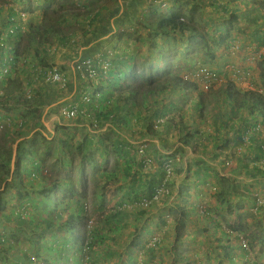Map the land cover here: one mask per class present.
<instances>
[{
	"label": "crops",
	"instance_id": "obj_1",
	"mask_svg": "<svg viewBox=\"0 0 264 264\" xmlns=\"http://www.w3.org/2000/svg\"><path fill=\"white\" fill-rule=\"evenodd\" d=\"M8 1L2 7L0 5V33L6 34L5 37H2L5 44L3 42L0 47V63L2 65L13 59L11 56L12 47L9 46L6 40L7 35L13 29L8 28L6 23V17L10 13L9 9L12 10V13L14 11L17 14L20 13L23 21L20 24L22 31L26 30L31 21L32 24L37 25L41 20V11L38 9L40 5L36 3V0H32L31 4L28 3L29 0ZM97 1L99 0H75L81 10L91 11L92 14L90 18L85 16L75 22L72 21L75 29L80 28L82 31L78 32L74 38L70 35L71 33L67 35L71 36V41L75 42V46H73L77 47L78 52L75 56L77 58L94 57L102 51L111 49V46H113L114 53L121 48L127 51L129 55L123 54L124 59L119 62L120 65L126 68H111L108 76L104 77L105 79L98 80L99 87L96 89L97 93H100L99 107L101 111L93 110V112L106 124L98 130H93L90 127L89 119L79 117L70 122H65L60 118L58 110L56 112L57 105L63 101L75 100L76 90H84L86 85H80L81 83H76L77 80L74 79L73 49L53 45L55 47L53 63L60 65L63 70L67 69L65 73L68 75L72 90L66 96V93L62 94L56 87L42 86L40 79H36L34 74L31 75L30 83L33 84L30 85L28 90L37 89L38 97L42 99L38 106L39 108L44 107L43 117L37 120L39 125H33V121H36L33 118L26 120L27 127L23 129L24 135L15 140L12 149L15 153L17 143L27 141L30 138L37 143L42 138L51 141L50 146L52 148L50 150V160L44 163L40 162L37 167V169L39 168L37 171L40 172L39 177L35 179L24 178L22 181L14 182L5 193L8 202L0 217L6 215L10 219V223L7 227L0 223V239H5L4 244H0V264H81L80 247H84L83 236L85 231L78 222L74 224L71 231L60 228V225L62 220H67L70 214L74 216L83 215L80 212L82 203L86 204V214L84 215L95 219V225L101 226L100 229L93 232L95 240H93L94 244L90 249L93 264H171L173 248V236L171 238V235H174L177 229L172 226V214L165 206H152L142 214L138 213L139 211L124 213L122 215L124 225L116 227L117 229L104 228L101 225L102 221L108 214L115 211L117 203L124 200L126 191L138 187L141 182H145V174L153 179L152 171L157 172L167 155L174 159L173 162L179 169L175 181L177 189L180 179L186 174L187 170L189 171V179H194L198 159L205 161L215 170L221 169L220 160L225 155L213 160L211 156L213 153H222L219 149L220 145H217L222 143L215 141L208 145L205 143L207 139H210L208 136L216 135L219 131L216 129L219 127L223 128L219 132L225 134V137L229 139L237 135L231 126L239 120L229 121L227 127L223 125L221 114L225 116L224 122L230 117V111L227 109L229 108L228 105L222 102L218 104V107H221V114L213 112L210 115H202L195 112L200 108L198 92L206 91L205 87L193 79L186 83V85L189 83L190 88L180 86L182 83L180 77L185 72L175 65L178 60L175 59L173 54L166 52L168 47L165 46L166 49L162 52V59L158 63V67L149 68L148 65H154L158 57L149 50H145V47L149 48L147 43L136 42L127 37L122 38V40L118 39L121 33L128 32V25L125 26L124 24L121 27L122 22L126 23V16H121L122 14L128 15L140 11L154 14L152 10H155L157 14L166 15L164 9L150 6L149 0H103L100 3ZM7 7L10 8L7 9ZM242 10H245V7ZM94 13L99 14L96 16ZM258 15L264 17V8L262 11H255V14H252L256 19L258 18L256 20L258 25L254 26V23L244 24L243 30L245 31V28L252 29V32L259 30L260 35L258 34V37L261 36L264 39V35H262L264 33L263 19H260L261 16ZM136 17H138V14H136ZM118 29L119 31H117ZM252 35L243 37L246 38L245 44L250 43L247 41H253L252 37L254 35ZM163 41V39H158L157 43H163ZM135 43H138L141 47L138 55H136L134 49H129V45L133 44L135 47ZM260 47L257 49H260ZM246 55H249V53L243 50L242 56L246 57ZM129 57H131V60H128ZM261 58L264 59L263 55ZM30 65L25 68L34 73ZM227 66L219 81L223 79L233 81L236 87L241 88V90L254 89V85H260V71L256 70L254 74V69L250 68L254 65L251 63H247L246 69L238 73L237 76L231 75L232 69H228ZM16 67H18L17 63ZM20 68L18 67V69ZM119 72L121 76H119ZM251 73L253 75L252 81L250 79ZM154 75L155 79L147 80L146 77H153ZM20 80L22 82L23 79L20 77ZM0 85L4 87V91L14 90L15 92V88H5L2 81H0ZM2 86L0 91L3 88ZM24 90L26 92L25 87ZM9 99L17 100L18 97L14 94ZM45 103L47 104L44 105ZM107 106L114 110L113 114L116 119L109 123L105 121V118L108 117ZM239 113L238 119H240V116L246 117L245 112ZM253 121L258 124L263 119H253ZM15 131L16 127H13L4 134L7 138L9 136L15 138ZM111 132L113 134L112 138L108 136ZM182 139L184 141L187 139L188 143L185 144ZM235 139L237 140V138ZM145 140L151 142L150 150L146 153L153 161L152 166L151 163L148 166L152 167L150 172L140 170L139 163L142 156L136 151L138 145ZM65 143L71 145L60 146ZM55 150L59 151L58 155L61 154V158H53ZM73 150H76L79 154L72 159ZM173 151L180 155L172 156ZM39 153H45V151L40 149ZM225 153L226 151L223 154ZM242 154L235 153L236 156H233L235 166L231 171H234V174H231L230 170H225L227 171L226 174L234 179L237 177L236 181L239 180L243 185H247V182L256 178L264 179V173L250 177L243 173L244 169L241 161L245 158ZM67 156L69 158H66ZM155 158L159 160H155ZM263 161V157L256 159V163L261 164ZM49 163H52V165H49ZM166 164L163 166H166ZM225 166H223L224 169ZM26 169L28 167L24 165L23 170ZM15 185L25 188V192L36 202L38 208L34 209L26 205L21 210L19 207L22 201L15 199ZM204 185L208 186L207 183ZM45 189H50L52 192L46 194ZM196 191L198 194H195ZM190 194L191 197L185 204V208L187 209L186 215L188 212L191 214L188 223L191 231L189 232L188 245H182V248L187 247L188 251L197 255L200 249L198 248L199 241H196V232L200 229L202 231L201 235H205L207 239L215 241V238H220L216 243L226 245L225 238H221V231L216 226L217 223L220 226L221 222L213 220L214 222L208 224L197 213L193 212L194 216L191 212L193 210L192 206L197 207L201 199L209 204L207 199L210 200V196L206 194L204 186L196 187L191 184ZM258 194L264 196V192ZM174 195L175 197L168 202V205L179 204L176 192ZM247 203L249 202H246L245 205ZM210 204L212 203L210 202ZM245 210H248V208L245 207L243 212ZM23 212L25 222L18 226L14 223V216L21 215ZM60 212L61 215L58 214ZM260 214L259 219L264 222V212L260 211ZM237 224H241L240 233L246 232L242 229L246 225L243 223ZM162 230L164 232L163 235L161 234L162 243L157 249H148L146 247L148 239L159 234ZM179 233L182 234L181 231ZM263 234L261 232L260 240L257 242L249 240L252 243V250L255 252L254 264H264ZM36 239L39 242L35 244ZM192 241H196V243H191ZM85 243H87V240ZM210 248L212 247L207 244L203 246L202 259L200 255H197L200 258L199 260H202L203 264H220L221 259L213 260L207 256V251ZM231 249H233V251H230L231 261L222 264H244L246 259L241 255L240 249L237 251L236 241L231 243ZM251 260L254 259L251 258ZM178 264H183V262Z\"/></svg>",
	"mask_w": 264,
	"mask_h": 264
},
{
	"label": "trees",
	"instance_id": "obj_2",
	"mask_svg": "<svg viewBox=\"0 0 264 264\" xmlns=\"http://www.w3.org/2000/svg\"><path fill=\"white\" fill-rule=\"evenodd\" d=\"M103 0L97 1L98 3L102 2ZM185 0H149L150 6H155L158 9H164L167 14L161 17L154 18L152 17L150 22L149 20H146L147 22H143L140 25V22L137 23L135 30L132 33H121L118 37L119 40H122V38L127 37L130 38L136 42L141 43H147L149 47V51L153 54H155L158 57V60L154 65H148L149 68H155L158 67V63L161 61V55L163 50H165V46L168 47L166 49V52H178L177 55L180 58H184L186 56V50L190 49V41L192 38H194L196 35H194V29L190 24H184L183 23V17L185 15H189V13L192 15L194 11V7H191L189 5H186L188 7V10L190 12H186L183 10V6L185 4L183 3ZM196 1V0H193ZM240 1L239 6L243 5L245 7V10L242 11V15L240 16L238 13L241 12L240 7H235L234 9H228L225 7L224 11H229L228 19L222 18V24L220 29L215 27V33L219 36L217 38H212L214 40L213 42L217 47H227V44H231V40L235 38L234 29L242 30L243 24L245 21V18H249L251 24L254 23V26H257L256 17L251 18L252 14H255L256 12L262 11L264 8V0H238ZM9 2L8 0H0L1 7ZM36 3L40 5L41 13V20L37 25L29 24V26L26 28L25 31L21 30L20 24L22 21L20 13L14 11L12 13V10L9 9L10 13H8L6 19V23L8 25V28H13L11 33H9L6 37L7 42L9 43V46L11 45V56L13 59L10 61H7V64L0 63V81L5 85V88L13 89L15 88V92L13 90V95L15 94L17 96V93L19 92L20 86H21V80L20 77L23 79L22 81L25 83L26 88V94L27 90L30 87V79L31 75L33 73L30 72V70L26 69L28 65H30V68L36 72L39 69L42 71H45L49 66H54L53 63V55H55V45L56 47H63V48H71L73 46V42L71 41V36L74 38L78 32L75 29V27L72 24V21H77L85 16H89L92 14L91 11L81 10L78 9L77 3H75V0H36ZM10 7H7V9ZM77 9L78 11H75ZM154 14L157 12L155 10H152ZM250 12V13H248ZM245 13V15H244ZM96 16L99 13H94ZM121 16H126L125 14H122ZM120 16V17H121ZM243 16V17H242ZM261 16V15H258ZM149 17L148 15L145 17ZM192 20V17L189 18ZM260 19H263L262 24H264V17H260ZM19 25V26H18ZM74 27V28H73ZM242 27V29H240ZM254 28V27H253ZM258 28V27H257ZM140 30V31H139ZM233 31V33H232ZM71 33V34H70ZM67 34H70L71 36H68ZM259 30L253 31L254 37L257 39V45L261 46L264 44L263 37H258ZM252 35V36H253ZM5 37L6 34L0 33V47L1 45L5 44V41L2 40V37ZM199 36V35H197ZM243 36L246 37V35L243 34ZM254 37L252 38L254 40ZM232 38V39H230ZM158 39H163V43H166L168 45H165L163 43H157ZM201 40V39H198ZM234 39L232 41V48L237 49V42ZM72 43V44H71ZM75 43V42H74ZM239 43V42H238ZM154 51V52H153ZM31 53L30 55H25L24 58L25 61L21 62L19 64L20 69L16 67V60L18 59V55H23ZM195 53V52H193ZM128 55L127 51H118L112 54V56H109L105 54V59L108 63H110L111 68H117V69H124L123 65H120L119 62L123 61L122 55ZM129 56V55H128ZM32 57V59H31ZM187 59V58H185ZM128 60H131V57L128 58ZM57 65V64H56ZM260 85H254V89H242L237 88L236 84L233 81L229 80H221L218 84L219 86L217 88H214L216 81L213 84H210L206 91L204 92H198V103L200 108L197 109L195 112L201 113L202 115H210L213 112H219L221 114V107H218L219 103H223L225 105H228L229 111H230V117L229 119L225 121V116L223 114V125L227 127V123L229 121L239 120L236 124H234L232 127L234 133L237 135H234V138L232 137L229 139L228 137H225V134L220 133L219 131L223 129L222 127L217 128L216 135H210V139H207L205 143L208 145L211 144V142L219 141L222 144L220 145L219 149L222 153L217 154L213 153L211 156V159H218L221 156L225 155L223 159L220 160L221 171L215 170L214 167H211L208 163L205 161L198 159V167H196V173L193 180L189 179V171H186V174L183 175V177L180 179V183L178 188L176 189L175 181L177 177L178 167L173 162V158L169 155L164 158V163L161 165L160 168H158L157 172L155 173V170L152 171L151 179L148 175L145 174V182H141V184L138 185V187L134 189H129L126 191L124 195V200H122L120 203H117V207L115 211H112L108 216L102 221V226L109 227V228H115L124 225L122 223V215L124 213L139 211L138 213L142 214L147 207L146 206H165V208H168L170 214H172L173 221L172 226L177 229L175 230V233L173 235V248H172V262L171 264H178L179 262H183V264H203L202 260H199L197 256L191 253V251H188L187 247L182 248V244H188L189 236H185V234H180V228L185 225V227L189 223V217L191 214L187 212V209L185 208V204L188 202V199L191 197L190 194V187L191 184H194V186H202L206 183H208L209 179H213L216 181L218 185H220L219 190H215V200L217 201L218 206L212 208L209 204H205V206H199L197 207L192 206L193 210L191 211L197 213L200 218L208 223L211 224L214 222L213 220H216V216L214 217V214H220L221 210L224 212H231L232 206H236L237 209L233 212L236 213L237 216L242 217L241 214L238 215V210L243 209L246 202H249L254 206L257 211L264 212V204L257 205L256 204V195H251L248 192V188L240 189V186L237 182H234L232 180V177H230L228 174L224 173L223 166L227 165L229 160L232 156L235 155V153H243L242 156H244L245 160H242L241 165L244 169V174L247 177L263 173L264 165L263 167H258V164L256 163V159L262 158L264 159V152H262V145L264 144V140L260 139L258 140L256 137V134L258 133L259 129H256L257 122H254L253 119L261 118L264 121V59L260 62ZM58 66V65H57ZM114 66V67H112ZM111 68L109 71H111ZM201 70L202 68H198ZM85 72V71H83ZM184 72L188 76H195L198 72L197 69L194 71H185ZM77 75L74 76V79L77 80L76 83L80 82L82 84L90 83L89 89L87 91V94L91 96V94L98 92L96 88L99 87V83H95L91 80H89L88 73L85 72L84 77L82 75L81 71L76 72ZM207 76L212 77L213 79H217V77L211 73V72H205ZM98 80L105 79L103 75H100L99 73H96ZM118 76V74H117ZM119 76H121L119 72ZM118 76V77H119ZM65 78H68V75H64ZM107 77V76H106ZM120 78V77H119ZM147 80L155 79V75L153 77H146ZM161 78V77H158ZM198 80H201L198 78ZM187 82L182 81L181 85L183 88H190L189 83L186 85ZM51 86L54 87L51 84H46L44 86ZM69 91L72 90V85L69 81L66 83ZM79 88V87H78ZM77 88V89H78ZM23 97V95H21ZM18 97V96H17ZM2 98V96H0ZM23 103L19 102L18 99H0V120H4L2 124V130L3 133H6V131L9 132V130L13 127H16V131L14 132V137H8V138H2L0 135V181H6L9 177H11V181L3 187L2 192H0V214L5 210L6 204L8 202L5 193L10 189V185H12L14 182L22 181L24 178H31L35 179L39 177L40 172H38L37 167L39 166V163H44L46 161H49L50 159V142L44 138L42 140L35 142L30 138L27 141H21L18 142L15 148V153L13 152L12 145L15 143V140L17 138H20L24 135L23 129L27 127V119L30 116L33 117L36 121H33V125H39L37 122V119L40 118L43 115L44 107L41 106L39 108L38 105H40L41 98L37 97L35 101H33L34 105H31V103L28 104V98L24 95ZM32 100V99H31ZM30 100V101H31ZM111 102V100H110ZM45 103L44 105H46ZM74 105L78 104L79 106L84 105V102L81 100V95L77 94ZM106 104V103H104ZM213 105V106H212ZM33 110V111H32ZM208 110V111H207ZM117 111V109H116ZM112 114L114 113V110L111 108ZM239 112H245L246 117L240 116V119H238L240 113ZM37 118V119H36ZM97 119V125L102 126L104 121H101L97 116L95 117ZM31 119V118H30ZM7 120L8 122H6ZM116 120V119H115ZM105 121H109V118H105ZM261 121V122H263ZM222 125V126H223ZM250 125V131L251 134H245V130L247 126ZM216 127V125L214 124ZM41 127V126H39ZM243 128V130H241ZM63 129V128H62ZM0 132H2L0 130ZM43 137V136H42ZM250 138V142L244 139ZM237 138V140L235 139ZM149 143L145 144L143 147L142 145H138L136 151L139 152V149L142 148L141 153L146 154L147 151L150 150L151 142L148 140ZM184 141V139H182ZM62 144L61 142H58ZM185 144L188 143L187 139L184 141ZM67 145H71L68 143H65L63 147H66ZM79 146L77 147V149ZM45 151V153H39V150ZM251 149V151H250ZM226 151L225 154H223ZM238 151V152H237ZM180 155L179 153L173 151L172 156ZM14 156V163H13V169L14 171L10 173V161L12 157ZM236 156V155H235ZM261 156V157H260ZM27 159V160H26ZM26 160V161H25ZM155 160H159L155 158ZM152 163L150 157H147V160L142 159L139 163L140 170L148 171L150 172L152 170V167H148L145 164ZM165 163L167 165H170V170L166 169L165 166H163ZM26 165L28 169L23 170V166ZM222 172V173H221ZM231 174H234V171L230 172ZM255 173V174H254ZM16 188V196L15 199H19L22 201L20 204V209H24L26 205L30 206L31 208H38V205L32 198H30L25 192V188H21V186L15 185ZM52 190L45 189L46 194H50ZM175 192L177 194V200L179 201V204H173L168 205V202L175 197ZM195 194H198L197 191ZM231 197L236 198V205L231 200ZM69 205L67 206V208ZM228 207H231L230 209ZM225 208V209H224ZM80 212L83 213V215H72L70 214L68 216L67 220H62L60 228H64L67 230H70L74 228V224L78 222L83 227H90L91 225L88 224L89 218L85 216L86 214V204L82 203L80 205ZM24 212L21 215L14 216L15 221L14 223L18 226H21L25 220L23 216ZM61 215V212L58 213ZM195 216V215H194ZM187 217V220H186ZM184 219V220H183ZM0 223L7 227L10 223V219L3 215L0 217ZM162 223V222H161ZM163 224V223H162ZM164 225V224H163ZM217 228L221 231V238H225L226 241V250L223 251V253H216L214 249H211L208 251L207 256L210 259L216 260L221 259L220 264L231 261L230 256L231 255V243L235 242L237 243L238 234L240 233V227L241 224H236V227L231 226L230 224H227V228L223 227L222 224L219 223L216 224ZM101 226L94 225L90 229L85 230L84 237V243L87 240V243H83L80 247V257H81V264H93L91 261V255H90V249L92 248L93 240H95L93 232L100 229ZM237 234V235H236ZM214 237V235H213ZM212 237V238H213ZM153 239V236L151 237V240ZM220 238H215V241H218ZM5 239H0V244H4ZM38 239L34 241V243H38ZM264 243V239L262 241ZM238 250L240 249L242 252V256L244 259H246V256L250 253L252 250V243H249V246L243 247L242 245H239L237 243ZM149 249V248H148ZM154 249H156V243L154 244ZM153 250V249H150ZM248 258H252L248 256ZM255 262H249V264H254ZM244 264H248L247 262H244Z\"/></svg>",
	"mask_w": 264,
	"mask_h": 264
},
{
	"label": "rangeland",
	"instance_id": "obj_3",
	"mask_svg": "<svg viewBox=\"0 0 264 264\" xmlns=\"http://www.w3.org/2000/svg\"><path fill=\"white\" fill-rule=\"evenodd\" d=\"M28 3L31 4L32 0H29ZM183 3L185 4V6H183V10H185L187 13L190 11L188 10V7L186 5L194 7V11H193L192 15L189 13V15L192 17V20L189 19L190 16L185 15L183 17V23L192 25L193 27H191V28L194 29V35H196V36L194 38H192V40L190 41V49L186 50V56L184 58H179L177 55L178 52H176V51L173 53L170 52L171 54H173L175 59L178 60V63H175V65L179 67L178 69H182L183 71L185 70L188 72H190V71L192 72L195 69H197V71L201 72V73L213 72L214 75L217 76L216 82H218L220 77H222V74L224 73L227 65H228L227 66L228 69H232L231 75H235V76H237L238 73H240L246 69L247 63H251L252 65H254L252 67L250 66V68L252 70L254 69L253 70L254 74L256 73V70H258V72L260 71V65L259 64H260L261 60L263 59V58H261V56L263 55V57H264V45L262 47L257 45L256 37H254L253 41H247L248 43L250 42L249 44L244 43L246 38H243L244 37L243 34L246 35V37H248L249 35H252L253 32H252L251 28H250L251 30L245 28L246 29L245 31L242 29V27L240 28L242 30H237V29L233 30L234 34L236 35L234 39H236L235 41L239 42V43L237 42V49L236 50L232 48V41L234 39L231 40V44L230 43L227 44V47H217L215 45V43L213 42L214 40H212V38H217L219 36L218 34L215 33V29H216L215 27L220 29L222 21H223L221 19L222 18L228 19V17H230L229 16L230 10L224 11L225 7H227L228 9H231V8L234 9L235 7L238 6L241 8V12L238 14L240 16L242 15V11H244L242 9L244 8V6L243 5L239 6L240 1H238V0H196V1L185 0ZM38 9H39V11H41L40 6L38 7ZM78 9H81V8L78 7ZM75 11H78V10L75 9ZM41 13H42V11H41ZM248 13H250V12H248ZM136 14H138V17H136ZM147 15L149 17L145 18ZM162 15L163 14H157V13L156 14H150L147 11L146 12L140 11L137 13L132 12V13H129L128 15H126V23L122 22L121 27H123L124 24H125V26L128 25V32L132 33L135 31L133 29L136 28L138 22H140V25H141L143 22L144 23L147 22L146 20H150L152 17L157 18V17H161ZM251 18H253V16H251ZM244 23L245 24H251L249 18H247V17L245 18ZM69 24H72V23H69ZM241 24L244 25L243 23H241ZM119 29L117 31H119ZM76 30L81 31L82 29L78 28ZM233 31H232V33H233ZM197 35H199V36H197ZM262 35H264V33ZM198 39H201V40H198ZM230 39H232V38H230ZM73 45L75 46V43ZM257 46H259L260 49H257V48H259ZM140 49H141L140 45L138 43H135L134 51H135L136 55L140 54ZM246 49H249V50H246ZM112 50H113V46H111L110 51H112ZM145 50L148 51L149 48L147 49V47H145ZM243 50L247 51L249 53V55H246V57H243L242 56ZM77 52H78L77 47H75L73 49V53H74L73 54V61L77 60V57H75ZM193 52H195V53H193ZM109 53H112V52H109ZM25 55L31 56V53L18 55L19 57L16 60L18 67H19V64L21 62L25 61V59H26V58H24ZM247 57H248V59H246ZM185 58H187V59H185ZM198 68H202V69L199 70ZM65 70L67 71V69H65ZM250 76H251L250 79L252 81L253 80L252 73L250 74ZM219 84H216L214 86V88H217L219 86ZM1 86L2 85H0V87ZM24 87H25V85H24V82L22 81L19 92L17 93V96L19 97V102H22V103L24 100H26L23 98L24 95L25 96L27 95L25 90H24ZM21 95H23V97ZM0 96H2V99H4V100L9 99L11 96H13V91L12 90H9V91L5 90L4 91V87H3L2 90L0 91ZM36 99H37V97H35V93H34V98H32L31 101L29 99L27 102H28V104L31 103V105H34L33 101H35ZM107 110H108L109 114H112L110 106H107ZM56 112H57V109H56ZM42 117H43V115L40 118H38V119L36 118V119L40 120ZM30 118L32 119L33 117L30 116L29 118H26V119L30 120ZM110 119H112V118H110ZM3 121L0 120V130L2 131V132H0V135L2 136V138H7L6 135L3 133V130H2V124H5V123H3ZM5 121L8 122L7 120H5ZM259 123L264 126V121L259 122ZM103 124L105 125L106 123H103ZM250 128H251L250 125H248L246 130H245L244 135L245 134H248V135L251 134V131L249 130ZM112 135H113L112 132L108 134V136H110L111 138H112ZM256 137L258 140L262 139V133L258 132L256 134ZM247 141L250 142V138L246 137V142ZM58 152L59 151L55 150V153L53 154L54 155L53 158H55V159L61 158V154L58 155ZM78 154H79V152L77 153L76 150H73V153L71 156L72 159L75 158ZM66 158H69V156H67ZM229 161H231V162L227 163V165L225 166L226 168L225 169L223 168L222 172L224 171V173H227V171H225V170H228V171L229 170L231 171V169L233 170V167L235 166L234 165V157L232 156ZM261 163L264 165L263 162H261ZM10 164H11V168H10V170H11L12 169V159L10 161ZM49 165H52V163H49ZM263 165L261 167H263ZM263 173H264V171H263ZM232 180L238 183V185L240 186V189H242V188L245 189V187H247L249 189V192L253 196L258 195V198L262 197L258 193L264 192V179H262V178L253 179L252 181L247 182V185H243V183L240 182L239 180L236 181L237 177H235V179L232 177ZM10 181H11V177L6 179V181H2V182L0 181V192H2L5 184L9 183ZM207 184H208L207 187L205 185H203V186L206 190V194L210 196V200L207 199V201L209 202V205L211 206L212 211H213V205L215 204V206H218L217 201L215 200L216 194L214 193V191L219 190L220 185H218L216 183V181H214L213 179H210ZM214 188H215V190H214ZM235 199L236 198L231 197V200L236 205L237 203H236ZM210 202L212 204H210ZM262 202H264L263 199L261 200V203ZM245 207H247L248 210H245L243 212V209ZM252 207H254V206H252L251 203H247L243 209L238 210V212H237L238 215L241 214L242 217L237 216L236 213L233 212L235 210V208L237 209L236 206H232V208L228 207L229 209L231 208V212H224L223 210H221L220 214H214L213 216L214 217L216 216V220L218 222H221L222 226L225 228H227V224H230L231 226L236 227L237 223H243L244 225H246V227H242V229L245 230L246 232L239 233V234H241V235L243 234V236L247 239V241L249 243H250L249 240H252L253 242H257L260 240L261 232L264 233V222H263V220L259 219L261 217L260 211H257L255 208H252ZM147 209H150V207L147 206ZM89 219H90L89 224H91V226L86 227V228H84L82 226L83 231H85L86 229H90V228H92V226L95 225V219H93V218H89ZM186 220H187V217H186ZM180 231L182 232V234H185V236H189L190 235L189 232L191 230L189 228V225H187V228L184 225L180 228ZM196 233H197L196 241H199V247L198 248L200 249L198 251L197 255L198 256L200 255L201 259H202L203 246L205 244L212 247L208 250L214 249V251L218 254L223 253V251L226 250V247H225L226 245H224V243H222L223 245H221L220 243L217 244L216 241H213L211 239L209 240L206 238L205 235L204 236L201 235L202 234L201 229L198 230V232H196ZM161 234L162 235L164 234L163 230H162V232H159V234H156L155 241L162 239ZM172 236L173 235H171V238H172ZM263 239H264V234H263ZM201 240H202V242L200 243ZM196 241H194V242L192 241L191 243H196ZM213 244H215V245H213ZM186 245H188V244L184 243V246H186ZM262 247H264V246H262ZM230 251H233V249H231ZM235 251H236V249H235ZM237 251H239V250H237ZM207 253H208V251H207ZM197 255H195V256H197ZM248 256L252 257L255 260V252L253 250L250 251V254H248Z\"/></svg>",
	"mask_w": 264,
	"mask_h": 264
},
{
	"label": "clouds",
	"instance_id": "obj_4",
	"mask_svg": "<svg viewBox=\"0 0 264 264\" xmlns=\"http://www.w3.org/2000/svg\"><path fill=\"white\" fill-rule=\"evenodd\" d=\"M73 44H74V42H73ZM75 47L74 46H72V49H74ZM129 49L130 50H132V49H134V45L133 44H131V45H129ZM121 50H123L124 51V49H118L116 52H118V51H121ZM109 52H112V53H109ZM114 53V51L112 50V51H110V49H108V50H105V51H102L100 54H98V55H96V56H94V57H86V58H77V60L76 61H73V67H74V75H77L76 74V72H78V71H81L82 72V75H83V77H84V74L83 73H85V72H87L88 73V79L89 80H91L92 82H93V80L95 81V83H99V81H98V78H97V75H96V73H99L100 75H103L104 77H106V76H108V73H109V69L111 68V65H110V63H108L107 61H106V59H105V54H107V55H109V56H112V54ZM58 65V64H57ZM55 63H54V66L52 67V66H49L48 68H56L60 73H61V75H62V77H63V79H64V85H65V88L63 89V88H60L59 87V85H57V84H52V83H49V82H47L46 80H45V72L46 71H42L41 72V69H39L38 71L36 70V72L34 71V75H36V79H40V81L42 82V86H44V85H46V84H51V85H53L54 87H56L57 88V90L58 91H60L62 94H65L66 93V96H68L70 93H71V91H69V89H68V87H67V85H66V83H67V81H69L70 82V80H69V78H65L64 77V75L66 74L65 73V71L61 68V66L60 65H58L57 66ZM83 71H85V72H83ZM67 75V74H66ZM191 79H193L194 81H197V82H200L204 87H205V90L207 89V87L210 85V84H213L215 81H217L216 79H214V81L213 82H211V83H209L208 85L206 84V83H204L203 82V80L201 79V78H199V79H201V80H198V77L195 75V76H188L186 73H184V74H182L181 75V77H180V80L181 81H184V82H189V81H191ZM220 82V81H219ZM218 82V83H219ZM33 83H31V85H32ZM84 85H86V88L84 89V90H76V92H77V94H80L81 95V100L83 99V97H88V99H89V101L86 103V104H84V105H82V106H79L78 104H73L74 103V100H72V101H70V102H67V101H63V102H61V103H59V105H57V110H58V112H59V116H60V118H62L65 122H70V121H72V120H74V119H77V118H79V117H82V118H86V119H89L90 120V127L93 129V130H98V129H100V128H102L103 127V125L102 126H98L97 125V119L95 118L96 117V115L94 114V112H93V110L94 111H97V110H100V107H99V105H100V103H99V100H100V93H93V94H91V96H89L88 94H87V91H88V89H89V84L88 83H85ZM37 89H33L32 91L31 90H28L27 91V98L28 99H32V98H34V93H35V97H38L39 96V94L37 93V91H36ZM28 94L30 95V96H28ZM83 101V100H82ZM84 102V101H83ZM64 107H66V108H68V109H71V108H76V110H77V113H76V116L75 117H73V118H71V119H65L63 116H62V114H61V109L62 108H64ZM107 108V107H106ZM43 111H44V109H43ZM101 111V110H100ZM108 118H109V121H106L107 123H109V122H112V121H115V115L114 114H109L108 113ZM110 118H112V119H110ZM105 123V122H104ZM262 128H264V126L263 125H261L260 123H258L257 124V126H256V129H259L258 130V132H260V130L262 129ZM147 143H149V141L148 140H145V141H143L142 143H141V145H142V147L145 145V144H147ZM141 150H142V148H140L139 149V154L142 156V159H144V160H147V155L146 154H142L141 153ZM13 163H14V156L12 157V169L10 170V173H12L13 171H14V169H13ZM257 164H259L258 165V167H261L262 165V163L260 164V163H257ZM146 166H149L150 165V162L149 163H147V164H145ZM166 169L167 168H171V166L170 165H167L166 164ZM256 204L257 205H262V204H264V202H262L261 203V200L263 199L264 200V196H262L261 198H258V195H256ZM205 204H206V202H205V200H203V199H201V202L198 204L199 206H205ZM153 205H151L150 207H152ZM147 207V206H146ZM89 222H90V219L88 220V224H89ZM89 225H91V224H89ZM84 228H86V227H84ZM237 235V234H236ZM155 237H156V235H153V239L151 240V238L147 241V243H146V247L147 248H149V249H154V244L156 243V249L159 247V245L161 244V242H162V239H160V240H158V241H155ZM237 243L239 244V245H242L243 247H248L249 246V242L247 241V239L243 236V235H241V234H238V239H237ZM250 254V253H249ZM246 262L247 263H249V262H255V260H251V258H248V255L246 256Z\"/></svg>",
	"mask_w": 264,
	"mask_h": 264
},
{
	"label": "built area",
	"instance_id": "obj_5",
	"mask_svg": "<svg viewBox=\"0 0 264 264\" xmlns=\"http://www.w3.org/2000/svg\"><path fill=\"white\" fill-rule=\"evenodd\" d=\"M45 71L46 72H45L44 78L47 82L52 83V84H57V85H59L60 88H63V89L65 88L64 79H63L61 73L56 68H47ZM196 76L198 78H201L203 80V82L206 83L207 85L214 81V79L212 77L207 76L206 74L201 73V72H197ZM28 96H30V95L28 94ZM82 100L84 101V104H86L89 101L88 97H86V96L83 97ZM60 111H61L62 116L67 120L75 117L76 113H77L76 108L68 109V108L64 107ZM263 129L264 128H262L260 130V132L262 133V139L264 140V130ZM245 140L246 139H244L243 141H245ZM261 148L263 150L262 152H264V144L262 145ZM263 163H264V161H263ZM261 165H263V164H261ZM167 169L170 170L169 168H167ZM263 169H264V167H263Z\"/></svg>",
	"mask_w": 264,
	"mask_h": 264
}]
</instances>
